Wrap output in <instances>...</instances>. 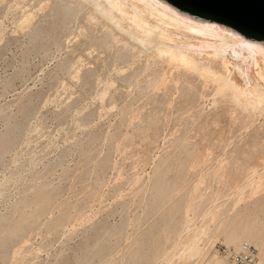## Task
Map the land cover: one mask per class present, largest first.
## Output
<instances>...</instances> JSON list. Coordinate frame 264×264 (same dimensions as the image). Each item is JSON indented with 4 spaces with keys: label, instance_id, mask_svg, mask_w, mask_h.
Segmentation results:
<instances>
[{
    "label": "rangeland",
    "instance_id": "obj_1",
    "mask_svg": "<svg viewBox=\"0 0 264 264\" xmlns=\"http://www.w3.org/2000/svg\"><path fill=\"white\" fill-rule=\"evenodd\" d=\"M217 88L77 0H0V264H264V106Z\"/></svg>",
    "mask_w": 264,
    "mask_h": 264
},
{
    "label": "bare ground",
    "instance_id": "obj_2",
    "mask_svg": "<svg viewBox=\"0 0 264 264\" xmlns=\"http://www.w3.org/2000/svg\"><path fill=\"white\" fill-rule=\"evenodd\" d=\"M77 1L90 6L129 40L152 46L157 57L211 78L232 102L252 110L264 106L263 44L219 25L183 16L160 0Z\"/></svg>",
    "mask_w": 264,
    "mask_h": 264
},
{
    "label": "water",
    "instance_id": "obj_3",
    "mask_svg": "<svg viewBox=\"0 0 264 264\" xmlns=\"http://www.w3.org/2000/svg\"><path fill=\"white\" fill-rule=\"evenodd\" d=\"M183 16L264 45V0H160Z\"/></svg>",
    "mask_w": 264,
    "mask_h": 264
},
{
    "label": "built area",
    "instance_id": "obj_4",
    "mask_svg": "<svg viewBox=\"0 0 264 264\" xmlns=\"http://www.w3.org/2000/svg\"><path fill=\"white\" fill-rule=\"evenodd\" d=\"M229 257L231 264H256V258L250 249H246L244 252H231Z\"/></svg>",
    "mask_w": 264,
    "mask_h": 264
}]
</instances>
